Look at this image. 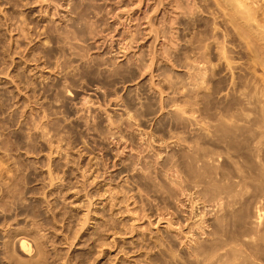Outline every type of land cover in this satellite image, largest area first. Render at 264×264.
<instances>
[{
  "label": "rangeland",
  "instance_id": "1",
  "mask_svg": "<svg viewBox=\"0 0 264 264\" xmlns=\"http://www.w3.org/2000/svg\"><path fill=\"white\" fill-rule=\"evenodd\" d=\"M220 1L0 0V264H201L190 248L196 240L209 242L212 227L205 226L204 231L188 227L187 197L177 193L168 179L175 174L168 170L169 164L174 160L172 169H176L181 162L171 156L182 148L188 150L189 143L182 138L210 132L204 147L218 151L226 172L236 174L241 168L255 177V171L264 170V144L259 156L248 155L247 149L243 153L247 148L244 130L253 114L260 112L254 113L257 102L249 104L241 95L245 87L264 85L263 37L252 25L245 26L249 38L238 37L226 23L227 9ZM187 5H193L195 12L190 13L193 9ZM166 36L175 38L169 37L170 41ZM249 40L255 59L250 58L249 47L246 52ZM126 41L130 46L123 49ZM221 41L225 47H220ZM233 45L243 53L235 52ZM230 46L235 56L233 74L229 66L233 62L223 61L232 58ZM257 59L262 61L255 63L258 68L253 65ZM192 69L199 77L203 71L205 79L196 80ZM192 80L197 84L201 80L200 86ZM263 100L258 108L264 110ZM183 103L188 111L179 105ZM248 111L250 118L245 116ZM226 123L228 129L232 127L228 136L222 132L228 131ZM218 132L224 133L222 137ZM150 136L158 142H151ZM230 136L236 149L232 142V148L227 146ZM159 137L164 143L158 144ZM155 150L162 157L158 159ZM184 170L180 173L185 177ZM202 182L187 180L189 187L195 185L190 190L206 213L205 224H210L215 209L208 195L201 193L208 184ZM252 183L248 182L250 192L239 197V202L246 203L242 211L246 219L234 216L240 225L246 220L243 233L251 227L258 230L254 212L259 202L264 210V198L257 201ZM234 218L230 224L226 220L229 228L227 224L221 228L223 236L231 233ZM262 221L260 230L252 231L257 242L248 231L251 237L245 233L241 244L248 246L249 250L242 248L249 254L248 264L264 259V217ZM191 236L196 240L191 241ZM22 237L34 255L21 252ZM253 244L254 256L249 253ZM256 256L262 258L256 260Z\"/></svg>",
  "mask_w": 264,
  "mask_h": 264
},
{
  "label": "bare ground",
  "instance_id": "2",
  "mask_svg": "<svg viewBox=\"0 0 264 264\" xmlns=\"http://www.w3.org/2000/svg\"><path fill=\"white\" fill-rule=\"evenodd\" d=\"M196 1V0H195ZM223 1V5L226 7V9H227V20H226V23H228V24H230L231 26H233L234 27V30L236 29V31H237V36L238 37H240V38H243L244 37V39H245V35H247V38H249L248 36V32H246V33H244V31H245V26L246 25H250V27H251V25L254 27V28H252L253 30L254 29H256L257 31H258V33H261L260 35L263 37V43H264V1H262V0H222ZM217 2H218V0H217ZM221 1L219 0V3H220ZM187 3H189V2H187ZM195 3V2H194ZM193 3V4H194ZM219 3H216V4H219ZM178 4L179 3H177V6H178ZM191 4V3H190ZM221 4H222V2H221ZM195 5L196 4H194V7H195ZM180 6V5H179ZM188 6V5H187ZM198 6V5H197ZM219 6V5H218ZM223 6V7H224ZM182 7V6H181ZM188 7H191L192 9L194 8L193 7V5L192 6H188ZM220 7L222 8V6L220 5ZM183 8H184V6H183ZM187 8V7H186ZM196 8V7H195ZM197 9V8H196ZM222 9H224V8H222ZM189 10V9H188ZM191 11V12H190ZM189 12L190 13H192V11L193 12H195L194 11V9L193 10H190ZM218 18V17H217ZM151 20V19H150ZM214 20V19H213ZM163 21H165V20H163ZM167 21V20H166ZM165 21V22H166ZM149 22V21H148ZM169 22V21H168ZM149 23H151V22H149ZM160 24H162L161 22H160ZM168 24V27L170 26V28L172 27V25L173 24H171V23H167ZM167 24H166V26H167ZM216 24V25H215ZM219 23L217 22V23H214V26H217ZM151 25V24H150ZM152 25L153 26H155V24H154V22L152 21ZM151 25V26H152ZM220 25V24H219ZM156 28H159V27H157V25L155 26ZM165 27V26H164ZM173 27H174V25H173ZM172 27V28H173ZM218 27V26H217ZM217 27L215 28L216 30H217ZM249 27V29H251ZM154 28V27H153ZM156 28H154V29H156ZM161 28V27H160ZM166 28L167 27H165L164 29H165V31L166 32H168L167 30H166ZM171 28V29H172ZM221 28V27H220ZM231 27H228V34L230 35V36H232L233 37V33L234 32H231L232 30L230 29ZM174 29V28H173ZM214 29V28H213ZM219 29V28H218ZM248 29V30H249ZM251 29V30H252ZM174 30H176V29H174ZM170 31V30H169ZM172 31V30H171ZM171 31L169 32V34H171ZM152 32V31H151ZM153 32H154V30H153ZM159 31H157V33H158ZM163 32V31H162ZM174 33H175V31H173ZM253 32V31H252ZM157 33H156V35H157ZM254 33H255V31H254ZM254 33H250V34H253V36H254ZM257 33V32H256ZM257 33V34H258ZM163 34H165L166 35V33H163ZM214 34V33H213ZM160 35V34H159ZM168 35V34H167ZM172 35H173V33H172ZM216 35H218V32H216ZM216 35H213V36H215L216 37ZM259 35V34H258ZM257 35V36H258ZM259 35V36H260ZM132 36V35H131ZM131 36H129L130 38H131ZM158 36V35H157ZM212 36V35H211ZM235 36V35H234ZM236 36V37H237ZM253 36H251L250 38L251 39H254V37ZM258 36V37H259ZM261 36H260V38L259 39H261V40H258V41H262V38H261ZM159 37V36H158ZM165 37V36H164ZM167 38H169L168 36H166ZM172 37V36H171ZM170 37V38H171ZM174 37V36H173ZM172 37V38H173ZM220 36L218 35V38H219ZM236 37H235V40H236ZM257 37V38H258ZM128 38V37H127ZM170 38H169V40H170ZM175 38V37H174ZM173 38V39H174ZM246 38V40H248ZM244 39H240L241 41L243 40V42H244ZM130 40V39H129ZM172 40V39H171ZM170 40V41H171ZM219 40V39H218ZM220 40H222L221 38H220ZM233 40H234V37H233ZM239 39L237 40V41H240ZM224 41V40H223ZM223 41H221V43H222V45H223ZM231 41V40H230ZM241 41H240V43H241ZM253 41V40H252ZM173 42H174V40H173ZM234 42V41H233ZM242 42V43H243ZM250 40L248 41V43H249V46L247 45V47H246V52H247V50L249 49V51H250V48L253 46V45H251L250 44ZM254 42H257V41H255L254 40ZM254 42H253V44H254ZM130 43V42H129ZM176 43V42H175ZM174 43V44H175ZM221 43H219V44H221ZM239 43V42H238ZM237 43V44H238ZM263 43L261 44V42H260V45L262 46V48H263ZM170 44H172V45H174L172 42L170 43ZM236 44V43H235ZM245 44H243V45H245ZM258 44H259V42H258ZM171 45V46H172ZM176 45V44H175ZM225 45L226 44H224L223 46H220V47H225ZM242 45V44H241ZM250 45H251V47H250ZM129 46H130V44H129ZM128 43H127V41L124 43V46H123V49H128ZM170 46V45H169ZM170 46V47H171ZM207 46V45H206ZM234 46V45H233ZM232 46V47H233ZM167 47V46H166ZM166 47L164 46L163 48H165V50H167V52H168V50L170 51V49L171 48H167L166 49ZM173 47H175V46H173ZM227 47V46H226ZM235 47V46H234ZM233 47V48H234ZM240 47H242V46H240ZM249 47V48H248ZM256 47V46H255ZM205 49H206V47H204ZM229 48H231V46L230 47H228L227 49H229ZM248 48V49H247ZM222 49V48H221ZM226 49V48H225ZM237 49L239 50L240 48L238 47H235V52L237 51ZM242 49H244L245 50V48H244V46H243V48ZM241 49V50H242ZM259 49V47L257 48V50ZM164 50V49H163ZM162 50V51H163ZM222 50H224V48L222 49ZM221 50V51H222ZM230 50H232V49H229V51ZM233 50L231 51V54L230 53H228V55H232V52H233ZM254 51L256 50L255 48L253 49ZM262 50V49H261ZM260 50V51H261ZM127 51V50H126ZM243 51V50H242ZM252 51V50H251ZM250 51V52H251ZM259 51V50H258ZM259 51V52H260ZM164 52V51H163ZM166 52V51H165ZM203 53H204V51H202ZM227 52H228V50H227ZM226 52V53H227ZM238 52V51H237ZM241 52V51H240ZM240 52H238V53H240ZM253 52V51H252ZM250 53L251 55H249L250 56V58H256V56L254 57V52L253 53ZM259 52H257L256 51V53H258V54H260ZM153 53V52H152ZM170 53V52H169ZM224 53H225V50H224ZM223 52H222V54H224ZM225 53V54H226ZM241 53H243V52H241ZM249 53V52H248ZM263 53V52H262ZM205 54V53H204ZM224 54V57H227L226 55ZM234 54V53H233ZM150 55H151V53H150ZM153 55H156V54H153ZM153 55H151L152 57H154ZM253 55V57H251ZM256 55V54H255ZM222 56V55H221ZM233 56L234 55H232V58H230L231 56H228V58H223V61L224 60H228V65L230 64V62H233L232 63V65H229L230 67L231 66H233V64H234V61H233ZM263 56V55H262ZM151 57V58H152ZM156 57V56H155ZM199 57V56H198ZM235 57V56H234ZM258 57V56H257ZM260 57V56H259ZM230 58V59H229ZM196 59V58H195ZM194 59V60H195ZM259 59V58H258ZM257 59V60H258ZM151 60V59H150ZM152 60L154 61V58H152ZM151 60V61H152ZM193 60V61H194ZM199 60V59H198ZM197 59H196V66H197V61H198ZM230 60H232V61H230ZM261 60H264V59H262L261 58ZM199 62V61H198ZM260 63L261 64V62H260V60H258V61H256L255 60V62H254V64H253V62H252V64L253 65H255V63L256 64H258V63ZM264 62V61H263ZM263 62H262V66L264 65L263 64ZM152 64H154L155 62H151ZM151 63H149V64H151ZM192 63H194V62H192ZM250 63V62H249ZM146 64V63H145ZM226 64H227V61H226ZM251 64V65H252ZM252 65V66H253ZM152 66V65H151ZM191 66H193V68L195 67L196 68V66H194L193 64L191 65ZM226 66V65H225ZM256 67L257 66H259V65H255ZM254 66V67H255ZM144 67H145V65H144ZM260 67V66H259ZM192 68V67H191ZM194 68V69H195ZM213 68V67H212ZM232 68V69H231ZM230 69V71H231V73L234 71V69L233 68H235V67H231ZM250 68V67H249ZM258 68V67H257ZM226 69H227V67H226ZM251 69V68H250ZM252 69H253V67H252ZM255 69V68H254ZM260 69V68H259ZM258 69V70H259ZM262 69V68H261ZM193 70V69H192ZM228 70H229V68H228ZM233 70V71H232ZM257 70V69H256ZM263 70H264V67H263ZM262 70V71H263ZM143 71V70H142ZM193 73L194 72H196V73H191L192 75H193V77H194V75H196L197 74V70H193L192 71ZM200 71H198V73H199ZM256 72V71H255ZM202 73V74H201ZM200 73V75L201 76H203L204 77V72L202 71ZM233 74V73H232ZM257 74H258V72H257ZM256 74V75H257ZM255 75V76H256ZM201 76L199 77V75L197 74V76L195 77L196 78V80L198 79L199 80V78H201ZM260 76V75H259ZM259 76H257L260 80V82L264 79H262L261 80V76L259 77ZM190 77H191V75H190ZM192 77V78H193ZM198 77V78H197ZM203 77H202V79L201 80H204L205 79V77H204V79H203ZM232 77V76H231ZM263 77H264V75H263ZM195 78H193L194 80H195ZM234 78V77H233ZM257 78V79H258ZM194 80H192V82L194 81ZM201 80L198 82V84L196 83V81H195V83L194 84H197L196 86H200V82H201ZM204 81H206V80H204ZM203 81V83H205ZM233 81V80H232ZM248 81V80H247ZM264 81V80H263ZM234 82V81H233ZM244 82V81H243ZM259 82V83H260ZM202 83V84H203ZM240 84H241V81L239 82ZM245 83V82H244ZM243 83V84H244ZM248 83V82H247ZM257 83H258V81H257ZM263 83V82H262ZM243 84H241V85H243ZM254 84H256V82L254 83ZM264 84V83H263ZM241 85H240V87H241ZM247 85H249V83L248 84H246V85H243V86H247ZM258 86H259V88H258ZM256 85V87L255 88H253V87H251V85H250V87L252 88L251 90H246V87L245 88H243V90L241 91L242 92V94L241 95H243V97H244V99L246 100V102L247 103H249V104H251L252 102H255V104H256V102H257V108H256V106H255V110L256 111H254L253 109V105H255V104H253V105H251V106H253L252 107V109H251V113L253 114V112H252V110L254 111V113H256L257 111L258 112H260V113H257V115L258 116H256L255 117V115L256 114H253V116H254V118H256V119H254L255 120V122H252V120H250L252 123H249L248 122V125H249V127H247L248 125H245L246 124V122H245V124L244 123H242L243 124V126H245V127H247L244 131L246 132V134H247V138H245L244 140H247V148L245 147H242V151H243V148H244V151H243V153L245 152V149H247V150H249V152H248V155H250L249 153H254L253 155H258L257 153L259 152V150H261L260 149V147H261V145L262 144H264V110L263 109H259L258 107H259V103L260 102H258V101H261L262 99H264V85L262 86H260V84L259 85ZM249 87V88H250ZM261 87L263 88V89H261ZM65 88V87H64ZM248 88V86H247V89H249ZM67 89V88H66ZM65 89V90H66ZM241 89H242V87H241ZM67 91V90H66ZM160 91V90H159ZM70 92V91H69ZM68 92V93H69ZM161 92V91H160ZM175 101V100H174ZM264 101V100H263ZM180 102V101H179ZM188 101H186V103H187ZM191 102V100L188 102V105H189V103ZM177 103V102H176ZM182 103V102H181ZM193 104H194V102H193ZM180 106H183L182 108H184L185 110H186V106L184 107V103H183V105H181V104H179ZM191 106V105H190ZM261 106H263V104L262 105H260V108H261ZM192 107V106H191ZM177 108H179V106H177ZM181 108V107H180ZM177 109L178 111H180V110H182V108L181 109ZM188 109V108H187ZM176 110V111H177ZM185 110H184V112H185ZM189 110V109H188ZM188 110H186V111H188ZM181 112V111H180ZM180 112H178V114H177V116L179 115V113ZM183 112V111H182ZM249 112V111H248ZM186 113V112H185ZM250 112L248 113L249 114V116L248 115H245V116H247V117H252V114H251ZM184 114V113H183ZM131 114L129 113L128 114V116H130ZM243 115V116H244ZM251 115V116H250ZM176 116V117H177ZM181 116V114L179 115V117ZM244 116V119H246V117ZM183 117H184V115H183ZM131 118V117H130ZM130 118H129V120H130ZM238 118H240V117H238ZM237 118V119H238ZM243 118V117H242ZM248 118V119H249ZM181 119V118H180ZM179 119V120H180ZM227 119V118H226ZM247 119V120H248ZM221 120H225V119H221ZM229 120V119H228ZM253 120V121H254ZM113 120H111V122H112ZM198 121V120H197ZM220 121V120H219ZM231 121H234L233 119L231 120ZM230 121V122H231ZM235 121H237L236 120V118H235ZM238 121H240V119L238 120ZM238 121H237V123H238ZM244 121H246V120H244ZM242 122H243V120H242ZM112 123H114V122H112ZM225 123V122H224ZM229 124V126H228V124ZM226 124L227 125H225L224 127L226 128V129H228L226 126H228V127H230V123H229V121L227 122ZM234 123V122H233ZM237 123H235V124H237ZM240 124L239 125H241V121L239 122ZM250 124H252L251 126H250ZM209 125V124H208ZM218 125V124H217ZM207 126V125H206ZM220 126H222V125H220ZM232 126V125H231ZM242 126V125H241ZM240 127V126H239ZM221 128H223V126L221 127ZM232 128V127H231ZM230 128V129H231ZM235 128V127H234ZM233 128V129H234ZM243 127H241V129H242ZM214 129V128H213ZM213 129H212V131H213ZM224 129V128H223ZM230 129H228V131L226 132L225 131V129L222 131V130H220V128H218L217 130L219 131L220 130V132L222 131V132H224L226 135H227V133H230ZM237 129V128H236ZM210 129H208L207 130V132L209 131ZM216 130V131H217ZM235 130V129H234ZM216 131H214V132H216ZM144 132V131H143ZM146 132V131H145ZM144 132V133H145ZM213 132V133H214ZM233 132V131H232ZM236 132V131H235ZM235 132H233V134H235ZM151 133V132H150ZM209 133L210 132H208V136H207V133L205 134V133H199V134H197V135H194V136H189V135H187V136H184L183 138H182V141L183 140H185L186 142H188L189 144L187 145V147H188V150H186V148L185 149H183L182 147V149L180 150V153H175L173 156H171L172 157V159H174L173 157H177V159H175V162L177 161V163H178V161H181V162H179L178 164H176V165H178V167L176 166V169H175V167H174V169H172L173 168V164H174V160H173V164H169V165H172V167H169L167 164L168 163H170V162H168V161H170L169 159L170 158H165L166 160H168V161H166L165 162V164L168 166V170L170 171V170H173L174 172H175V174L172 172L171 173V175H173V178L170 176V178H168V179H170L171 180V185H172V187H173V189H175L176 191H177V193H179V194H182V196L183 195H185L186 197H187V201H188V203H187V207H188V210H185V211H187L188 212V214H187V219L186 220H190V223H191V225H190V223H188L189 225H188V227L190 226L192 229L193 228H197V229H203L205 226H210V227H212L211 228V230H210V232H208L210 235H211V238L209 239V242H207L206 243V239H205V241H203L202 242V240H200L199 242H198V240H196V239H194V238H196V237H190V240L191 241H193V240H196V241H194V243L195 244H193L192 245V248H190V249H192V251L191 252H193L192 254H194V255H192L193 257L195 256L196 257V259L198 260L197 262H201V264H248L246 261H247V258H249L248 256H249V254H248V256H246L245 255V253L247 254V251L245 252H243V249L242 248H246L247 247V249H248V246H246L245 244L246 243H244V245H241L244 241V235H246L247 233H248V231H250L251 233H252V231L254 230H256V231H258V230H260L259 228V226H261V222L263 223V213H264V210H262V208L261 207H259L260 206V199H262V198H264V170L262 169V168H259L257 171H255V172H257V175L255 176V177H250V176H247V175H245L243 172H244V170H243V172H242V169L240 168V169H238L239 167H235L236 168V170H237V172H236V174H231V172L229 173L228 171L226 172L224 169H223V163L221 164V163H219V160H220V154L218 153V151L216 152V151H214L213 149H212V147H204V145L205 144H208V143H206V142H210L209 141ZM213 133H212V135H213ZM219 133V132H218ZM224 133H222V134H224ZM146 134V133H145ZM220 134V133H219ZM222 134H220V136L222 137ZM238 134V133H237ZM149 135V134H148ZM153 135V134H152ZM214 135H218V134H214ZM231 136H232V133L230 134ZM236 135V134H235ZM235 135H233V136H235ZM240 135V134H239ZM146 136V135H145ZM155 136V135H154ZM220 136H219V138H220ZM228 136V135H227ZM226 136V137H227ZM230 136V141H228L227 139V146H229L230 144H232L233 145V147H234V143H236V142H234V140H232V138L233 137H231ZM242 136V135H241ZM244 136V135H243ZM182 137V136H181ZM244 137H246V136H244ZM243 137V138H244ZM146 138V137H145ZM148 138V137H147ZM160 138V137H159ZM162 138V137H161ZM161 138L159 139V143L158 144H160V143H164V139L160 142V140H161ZM177 138H179L180 139V137L179 136H177ZM211 138V137H210ZM238 138V137H237ZM157 139V138H156ZM156 139L153 137V136H150V141L152 142V141H156ZM229 139V138H228ZM147 140V139H146ZM212 140V139H211ZM232 140V141H231ZM235 140H236V136H235ZM145 141V140H144ZM150 141H149V139H148V146H151L152 144L150 143ZM218 141V140H217ZM224 141V140H223ZM238 141V140H237ZM240 141V140H239ZM156 142H158V140L156 141ZM155 142V143H156ZM221 142V141H220ZM219 142V143H220ZM230 142H232V143H230ZM234 142V143H233ZM205 143V144H204ZM218 143V142H217ZM230 143V144H229ZM240 143H242L241 141H240ZM153 144H154V142H153ZM202 144H203V146H202ZM225 143L223 142V145H224ZM229 144V145H228ZM243 144V143H242ZM166 145V144H165ZM214 145V144H213ZM216 145V144H215ZM222 145V146H223ZM232 145H230V147H228V148H232ZM236 145H238V144H236ZM240 145V144H239ZM154 146V145H153ZM152 146V147H153ZM227 146H226V144H225V148H227ZM241 146H244V145H241ZM167 147V146H166ZM165 147V148H166ZM224 148V149H225ZM227 148V149H228ZM238 148V147H237ZM155 149V148H154ZM234 149H236V146L234 147ZM241 148H240V146H239V148H238V150H240ZM155 152H156V154H155V156L159 159L160 157H162L161 156V154H163L162 152H160V150H155ZM246 155H247V153H245ZM244 154V155H245ZM252 155V154H251ZM252 155V156H253ZM259 156V155H258ZM156 157H155V159H156ZM256 157V156H255ZM228 159V158H227ZM256 159H258V158H256ZM222 160V159H221ZM162 162V161H161ZM164 162V161H163ZM162 162V163H163ZM172 162V161H171ZM183 163V168L182 169H180L181 167H179V164H182ZM228 163V162H227ZM258 164L259 163H257V165H256V168L257 167H259L258 166ZM231 165H233V167L236 165V163H235V165H234V163L233 164H231ZM260 165H261V163H260ZM263 165V164H262ZM260 166V167H263V166ZM165 166V165H164ZM238 166V165H237ZM186 168V173H185V170H184V173H185V175L188 177V181L189 182H192V183H194V184H197V185H199V182H202V183H205V184H207V186H205L203 189L204 190H202L201 191V193L204 195V196H207L208 195V201H210V202H212V207H213V210L215 209V212H214V214H213V222H209L210 224H205V222H207V220H206V213H205V211H204V209H200L199 208V206H198V201L199 200H197L196 198H195V196H193V193H192V187L194 186L195 187V185L193 184V186L192 187H189L190 185H189V183H187V180H185L186 178V176L184 177L183 175H181V174H183V172L182 173H180V171H183V169H185ZM167 168V167H166ZM264 168V167H263ZM178 169H180V171L178 170ZM255 169V168H254ZM166 170V169H165ZM176 170V171H175ZM235 170V169H234ZM169 171H167V176H168V173H169ZM246 171V170H245ZM248 172V171H247ZM166 175V174H165ZM170 175V174H169ZM251 178L250 180H249V178ZM169 180V181H170ZM250 181V183L251 182H253L252 183V186H254V189H255V191H256V194L254 195V196H256V199H257V201L259 202V204H258V206H257V211H255L254 213L256 214V218L258 219V224H257V226H258V230L257 229H254L253 228V230L251 229H248L247 230V228H243V230L245 231V229L247 230V231H245V233H243V232H241L242 231V229H241V227H242V224L243 223H245L246 222V217L245 216H247V214L245 215L244 214V212L246 213V211H245V209H244V212H242L243 211V207H245V204L246 203H243V202H245V201H243V202H239L240 201V199H239V197H241L242 195H243V193L246 191V190H248L249 189V184H248V182ZM167 183V182H166ZM166 188V187H165ZM191 189V190H190ZM253 189V190H254ZM167 190V189H166ZM170 190V189H169ZM252 190V189H251ZM255 191H253V194H254V192ZM247 192V191H246ZM245 192V194H247ZM248 192H250L249 190H248ZM253 200L255 199V197L254 198H252ZM248 200V199H247ZM246 200V201H247ZM256 201V200H255ZM255 201H253V202H255ZM258 202H256V203H258ZM238 203H241L242 204V206H238L237 204ZM256 203H254V204H256ZM262 203V202H261ZM183 204H185V203H182V205ZM248 204V203H247ZM264 204V203H263ZM186 205V204H185ZM206 205V204H205ZM240 205V204H239ZM253 206V205H252ZM255 206V205H254ZM253 206V207H254ZM264 206V205H263ZM262 206V207H263ZM205 207V206H204ZM237 207H240L239 209L237 208ZM252 208V207H251ZM200 209V210H199ZM264 209V208H263ZM247 210V209H246ZM255 210H256V208H255ZM263 211V212H262ZM210 212V211H209ZM208 213V212H207ZM240 217V216H242V215H244L243 217H245V222H243L242 221V219H241V221H240V223L241 222H243L241 225L238 223V222H236L237 221V219L235 220V218H234V216H236V217H238V216ZM229 216H231L232 218H234V221L235 222H232V223H234V226H232L233 224L231 223V228L233 229V228H237V230H236V232L235 233H232V232H234L235 230H233L232 231V229H231V233H229L228 234V236H223V235H225V234H223V233H221L220 232V230H221V228L223 227H226L225 226V224H227L228 222L226 221L227 219H228V221L231 219V217H230V219H229ZM255 216V215H254ZM255 218V217H254ZM169 218H167V220H168ZM231 220H233V219H231ZM230 220V221H231ZM239 220V219H238ZM168 221H171L170 219L168 220ZM167 221V222H168ZM230 221H229V223L228 224H230ZM254 221V220H253ZM256 221H254V223L256 222ZM227 222V223H226ZM171 223V222H170ZM169 223V224H170ZM228 224H227V228H229V226H228ZM237 225V227H235L236 225ZM243 225H245V224H243ZM170 227H171V225H170ZM189 227V228H190ZM239 227V228H238ZM254 227V226H253ZM255 227H256V225H255ZM227 228H225V230H226V232H227ZM257 228V227H256ZM191 229V230H192ZM205 229V228H204ZM204 229H203V231H204ZM239 229V230H238ZM264 229V228H263ZM190 230V231H191ZM262 230V229H261ZM189 231V232H190ZM202 231V232H203ZM255 231V232H256ZM264 230H262V232H261V235H262V233H264L263 232ZM224 232V231H223ZM228 232H229V229H228ZM250 232L248 233L249 234V236H250ZM255 232H253V233H255ZM194 233V232H193ZM192 233V234H193ZM205 233V232H204ZM207 233V234H208ZM253 233H252V235L251 236H253ZM188 234V233H187ZM192 234H190L189 233V236L190 235H192ZM208 234V235H209ZM232 234H236V235H232ZM248 234L246 235L247 237H249L248 236ZM256 234H258V233H256ZM259 234H260V231H259ZM258 234V237L260 236ZM227 235V234H226ZM188 236V235H187ZM250 236V237H251ZM256 236L257 235H255L254 234V236H253V238L255 237L256 238ZM262 236H264V235H262ZM262 236H261V238H262ZM246 237V238H247ZM21 238V237H20ZM20 238L18 239V241L20 240ZM26 237H22V239L20 240V242H19V246L21 247V252L24 254V255H30L31 256V250H32V248H31V244L29 243V241H27L26 239H25ZM246 238H245V240H246ZM254 238V240L252 239V238H247L248 240H250V239H252V241H256L257 242V240ZM260 238V237H259ZM198 239V238H197ZM188 240H189V238H188ZM183 241V240H182ZM251 241V240H250ZM205 242V243H204ZM246 242V241H245ZM256 242H253V243H256ZM251 244V243H250ZM230 245V246H229ZM248 245H249V243H248ZM257 245H259V244H257ZM229 246V247H228ZM242 246V247H241ZM244 246H246V247H244ZM37 247H38V245H37ZM36 247V248H37ZM40 247V246H39ZM253 247H254V250L257 248L256 246H254V244L252 245V247H251V245H250V249L252 250H250V255H251V252L253 253L252 254V256H254L255 255V251L253 252ZM256 247V248H255ZM41 248H39V250H40ZM224 249L226 250V251H224ZM264 249V248H263ZM42 250V249H41ZM221 250H223V251H221ZM249 250V249H248ZM37 252H38V250H36ZM33 252H34V250H33ZM41 251H39L38 253H40ZM262 252L264 253V251L262 250ZM31 253V254H30ZM36 253V252H35ZM37 254V253H36ZM41 254V253H40ZM32 255H34V254H32ZM39 255V254H38ZM191 255V254H190ZM193 257L191 258L192 260H194L193 259ZM247 257V258H246ZM257 257V256H256ZM255 258V257H254ZM258 258V257H257ZM256 258V260H259L260 258H262V257H259L258 259ZM188 259H190V258H188ZM196 259L194 260V261H196ZM191 260V261H192ZM255 260V259H254ZM254 260H251V263H249V264H264V262H263V260L264 259H261V261L262 262H258V261H254ZM188 261V260H187ZM190 261V260H189ZM190 261V262H191ZM192 263V262H191ZM197 264V263H196Z\"/></svg>",
  "mask_w": 264,
  "mask_h": 264
}]
</instances>
